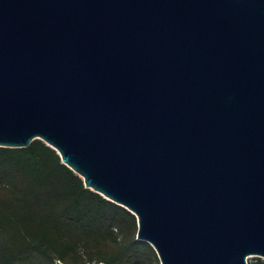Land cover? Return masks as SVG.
Listing matches in <instances>:
<instances>
[{
	"label": "water",
	"instance_id": "water-1",
	"mask_svg": "<svg viewBox=\"0 0 264 264\" xmlns=\"http://www.w3.org/2000/svg\"><path fill=\"white\" fill-rule=\"evenodd\" d=\"M34 139L160 264L264 257V0H0V146Z\"/></svg>",
	"mask_w": 264,
	"mask_h": 264
},
{
	"label": "trees",
	"instance_id": "trees-1",
	"mask_svg": "<svg viewBox=\"0 0 264 264\" xmlns=\"http://www.w3.org/2000/svg\"><path fill=\"white\" fill-rule=\"evenodd\" d=\"M125 207L86 188L40 139L0 146V264H154Z\"/></svg>",
	"mask_w": 264,
	"mask_h": 264
},
{
	"label": "rangeland",
	"instance_id": "rangeland-1",
	"mask_svg": "<svg viewBox=\"0 0 264 264\" xmlns=\"http://www.w3.org/2000/svg\"><path fill=\"white\" fill-rule=\"evenodd\" d=\"M247 263L248 264H264V257L253 255V254L248 255L247 256ZM91 264H96V263L93 262ZM154 264H160V261H158V263H154Z\"/></svg>",
	"mask_w": 264,
	"mask_h": 264
}]
</instances>
